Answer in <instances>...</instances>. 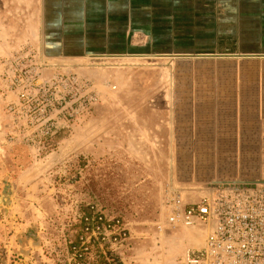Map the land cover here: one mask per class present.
<instances>
[{"label": "rangeland", "instance_id": "rangeland-1", "mask_svg": "<svg viewBox=\"0 0 264 264\" xmlns=\"http://www.w3.org/2000/svg\"><path fill=\"white\" fill-rule=\"evenodd\" d=\"M43 5L0 0V264H69L92 205L130 229L118 264L179 262L196 243L169 228L166 202L197 200L206 188L197 174L219 163L189 143L188 91L195 77L236 66L175 48L79 55L75 31L66 48H50Z\"/></svg>", "mask_w": 264, "mask_h": 264}, {"label": "crops", "instance_id": "crops-1", "mask_svg": "<svg viewBox=\"0 0 264 264\" xmlns=\"http://www.w3.org/2000/svg\"><path fill=\"white\" fill-rule=\"evenodd\" d=\"M42 10L50 48H66L65 34L75 31L79 55L175 48L206 66L235 65L234 75L195 77L188 91L189 143L203 145L210 164L219 160L197 175L204 185L264 179V0H44Z\"/></svg>", "mask_w": 264, "mask_h": 264}, {"label": "built area", "instance_id": "built-area-1", "mask_svg": "<svg viewBox=\"0 0 264 264\" xmlns=\"http://www.w3.org/2000/svg\"><path fill=\"white\" fill-rule=\"evenodd\" d=\"M197 200L174 194L166 202L167 224L190 235L191 245L174 264H264V179L211 182ZM82 230L69 264L120 263L133 238L121 218L95 205L80 215ZM162 230V229H161Z\"/></svg>", "mask_w": 264, "mask_h": 264}, {"label": "trees", "instance_id": "trees-1", "mask_svg": "<svg viewBox=\"0 0 264 264\" xmlns=\"http://www.w3.org/2000/svg\"><path fill=\"white\" fill-rule=\"evenodd\" d=\"M101 261H102V264H108L107 261H106L104 258H102ZM114 264H115V263H114Z\"/></svg>", "mask_w": 264, "mask_h": 264}]
</instances>
